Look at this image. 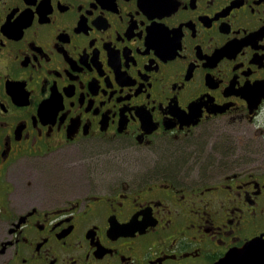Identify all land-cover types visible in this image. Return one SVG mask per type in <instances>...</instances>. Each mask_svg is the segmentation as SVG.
<instances>
[{
    "label": "flooded vegetation",
    "instance_id": "obj_1",
    "mask_svg": "<svg viewBox=\"0 0 264 264\" xmlns=\"http://www.w3.org/2000/svg\"><path fill=\"white\" fill-rule=\"evenodd\" d=\"M256 238L264 0H0V264H214Z\"/></svg>",
    "mask_w": 264,
    "mask_h": 264
},
{
    "label": "water",
    "instance_id": "obj_2",
    "mask_svg": "<svg viewBox=\"0 0 264 264\" xmlns=\"http://www.w3.org/2000/svg\"><path fill=\"white\" fill-rule=\"evenodd\" d=\"M214 264H264V244L258 238L242 248L227 253L225 258Z\"/></svg>",
    "mask_w": 264,
    "mask_h": 264
},
{
    "label": "rangeland",
    "instance_id": "obj_3",
    "mask_svg": "<svg viewBox=\"0 0 264 264\" xmlns=\"http://www.w3.org/2000/svg\"><path fill=\"white\" fill-rule=\"evenodd\" d=\"M109 162H111V160L109 159ZM201 164V163H200Z\"/></svg>",
    "mask_w": 264,
    "mask_h": 264
}]
</instances>
